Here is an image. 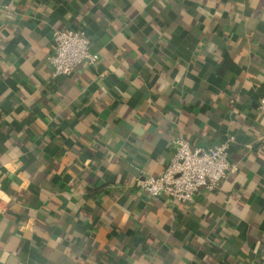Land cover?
I'll use <instances>...</instances> for the list:
<instances>
[{
	"label": "crops",
	"instance_id": "1",
	"mask_svg": "<svg viewBox=\"0 0 264 264\" xmlns=\"http://www.w3.org/2000/svg\"><path fill=\"white\" fill-rule=\"evenodd\" d=\"M8 6V7H6ZM96 64L54 77V34ZM264 0H0V264H264ZM230 135L193 202L134 184Z\"/></svg>",
	"mask_w": 264,
	"mask_h": 264
},
{
	"label": "built area",
	"instance_id": "2",
	"mask_svg": "<svg viewBox=\"0 0 264 264\" xmlns=\"http://www.w3.org/2000/svg\"><path fill=\"white\" fill-rule=\"evenodd\" d=\"M54 41L55 51L48 56L54 77L69 76L81 64L94 65L99 59V54L91 49L89 35L82 28L57 30ZM259 108L264 114V97ZM235 141L236 136L230 135L220 144L193 147L187 138L177 134L172 140L173 156L163 172L140 175L134 185L153 196L166 193L177 202H193L201 190L219 188L234 169L229 149Z\"/></svg>",
	"mask_w": 264,
	"mask_h": 264
}]
</instances>
